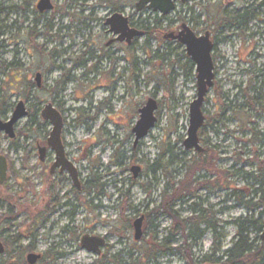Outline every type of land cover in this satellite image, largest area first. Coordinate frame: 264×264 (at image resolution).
I'll use <instances>...</instances> for the list:
<instances>
[{"label": "rangeland", "instance_id": "obj_1", "mask_svg": "<svg viewBox=\"0 0 264 264\" xmlns=\"http://www.w3.org/2000/svg\"><path fill=\"white\" fill-rule=\"evenodd\" d=\"M39 2L0 0V121L10 122L20 104L25 111L14 139L0 133V157L8 165L0 185V241L11 243L0 264H28L30 254L42 256L36 264H187L175 251L182 237L166 241L174 223L162 208L164 190L174 187L171 195L180 189L187 162L198 155L184 148L197 94L195 65L180 44L170 43L169 50V41L146 36L131 46H107L113 37L105 24L114 13L138 30L156 18L138 13V0H53V10L43 14ZM248 11L239 29L227 19ZM166 18L161 26L167 34L185 23L218 40V83L206 97L200 133L203 147L213 149L214 167L194 173L192 180L207 177L175 200L174 211L184 220L195 203L211 209L222 234L216 259L225 262L222 253L235 242L238 223L253 218L255 225L246 226L252 241L260 240L257 228L264 224L261 210H249L258 201L249 176L264 170V0H187ZM257 93L254 110L246 108L244 95ZM150 99L157 102L158 122L135 145L133 128ZM50 104L64 118L62 139L80 192L67 172L50 175L54 154L44 163L39 159L53 129L43 118ZM157 162L173 164L166 174ZM133 168L141 169L137 178ZM92 179L94 187L84 190ZM157 208L162 215L149 226L146 216ZM142 217L143 237L136 241L134 223ZM85 236L106 240L101 255L82 248ZM212 238L206 234L192 249L195 264H211L202 261L212 255ZM157 244L171 250L162 252Z\"/></svg>", "mask_w": 264, "mask_h": 264}, {"label": "water", "instance_id": "obj_2", "mask_svg": "<svg viewBox=\"0 0 264 264\" xmlns=\"http://www.w3.org/2000/svg\"><path fill=\"white\" fill-rule=\"evenodd\" d=\"M187 0H138L136 4V11L138 13L143 11L152 12L153 14H159L161 17H167L171 13L175 12L177 2L182 4ZM37 10L39 13H45L53 10L51 0H40L37 4ZM106 27L109 28V33L112 34L114 40L107 46L118 42L126 43L131 46L135 40L144 37V33L136 28L131 27L130 19L123 13H114L107 18ZM168 39L179 42L186 51L187 56L195 65L196 73V98L190 104L189 110V127L187 131V138L184 141V148L186 151H194L201 154L204 152V148L200 143L199 133L204 128L206 118L203 112V106L210 90L214 86L215 79V65L213 61L214 43L211 39L209 32L204 35H197L187 25L184 24L181 27L180 32L175 35L169 34ZM37 86L41 85V74L36 76ZM158 110L157 102L154 99H150L148 103L140 110V119L133 128L135 135V145H137L142 139H145L150 131H152L158 118L155 116ZM25 115L23 104H20L17 111L14 114L13 119L8 123L0 121V133H6L11 139L15 138L14 126ZM43 118L49 121L53 127L50 137L48 139V148L55 154V162L51 167L50 175H53L57 169H60L61 173L67 172L72 179L75 188L81 191V183L79 180V173L75 166L66 157V149L62 141L64 121L62 115L53 107L48 105L43 112ZM47 154V148L39 149V158L41 162H45ZM140 168H133L134 178H137ZM8 165L4 157H0V185H3L7 181ZM144 217L137 220L134 223L135 240L140 241L143 237V221ZM261 240L264 241V230L261 235ZM106 242L102 238L85 236L81 240V246L89 253L100 255ZM0 254H5V247L0 241ZM41 260L40 255L30 254L27 256L28 264H36Z\"/></svg>", "mask_w": 264, "mask_h": 264}, {"label": "trees", "instance_id": "obj_3", "mask_svg": "<svg viewBox=\"0 0 264 264\" xmlns=\"http://www.w3.org/2000/svg\"><path fill=\"white\" fill-rule=\"evenodd\" d=\"M26 3H29V0H23ZM192 10H190L191 12ZM120 13V12H119ZM249 11L246 13H236L234 15H227L228 21L233 25L234 28H241L245 26L246 20L249 19ZM155 19H147L141 22V27L139 31L144 33V37L146 36L148 39H156L161 44H166V41H169L167 44V48L170 50L171 44L173 43L170 40H167L166 30L162 29L161 22L163 20H167V18H159L156 14ZM196 22L194 16L190 18ZM197 23V22H196ZM131 26H134V23L131 22ZM190 64V62H188ZM193 67V66H192ZM205 129V127H204ZM203 129V130H204ZM256 141V139H253ZM205 143V142H204ZM189 172L188 176L184 181L180 183V189L174 191L173 194L168 195V192L174 190V187L167 188L163 192V208L166 213L172 218L174 225L170 228L171 236L166 239L169 241L174 239V236L180 235L182 238V244L175 251L179 253L182 258L186 261L187 264H195L194 257L192 254V249L194 247H198L200 242L203 240L206 234H211L213 239L212 245V255L206 256L203 258V263H211V264H264V241L261 240H250L246 235L248 233V228L246 226H254L253 218H247L243 222L238 223V232L235 237V242L232 244L231 248L224 251L222 254L225 256V262H223V258L216 259V255L222 252V246L220 244V240L222 234L219 232L221 228L219 227V222L216 221L215 213L209 208H205L203 203H195L190 208L191 215L189 218L182 220L177 211H174V202L176 199H183L187 193H189L190 188H193L195 183H199L200 179H206L207 176L199 177L197 180H192L194 173L202 170H209L214 167L213 162V149L209 147H205V152L201 155L194 156L189 162ZM172 162L161 163L157 162L156 165L160 168L161 171L167 174V170L172 165ZM152 169L156 166H150ZM250 179L255 182L257 189L254 190V193L258 197V201L253 206H249V210L253 214L256 211H262L259 215L262 217L264 214V170L260 169L258 172V176H254L251 174ZM195 181V182H194ZM96 184V180L92 179L87 188H84L86 191H90L93 185ZM182 191L186 193L182 194ZM159 209H155L152 212L147 214V220L149 222V226H151V222L155 221L160 217ZM261 221V219H260ZM258 233L262 235L264 230V224L261 222V225L257 228ZM5 248H9L11 243L6 242ZM157 249L162 252L170 251L171 249L166 244H157ZM118 264V263H116Z\"/></svg>", "mask_w": 264, "mask_h": 264}, {"label": "flooded vegetation", "instance_id": "obj_4", "mask_svg": "<svg viewBox=\"0 0 264 264\" xmlns=\"http://www.w3.org/2000/svg\"><path fill=\"white\" fill-rule=\"evenodd\" d=\"M187 2V1H186ZM178 3L179 2H177V5H178ZM51 4H52V6H54V4H53V0H51ZM137 4V3H136ZM186 3H184L183 5H185ZM177 5H176V9H177ZM135 9H136V5H135ZM116 13H119V12H116ZM195 18V17H194ZM195 19H197V18H195ZM190 20V19H189ZM188 20V21H189ZM180 21L181 22H184V21H186V18H180ZM130 24H131V21H130ZM185 24V23H184ZM183 24V25H184ZM131 27H133V26H131ZM182 27V26H181ZM133 28H135V27H133ZM180 30H181V28L179 29V32H180ZM178 32V33H179ZM177 33V34H178ZM173 34H175V32H173ZM177 34H175V35H177ZM211 35V34H210ZM113 37V36H112ZM168 37V36H167ZM166 37V39L167 40H170V41H172L173 43H178V44H180L179 42H177V41H174V40H171V39H168ZM212 39V38H211ZM114 40V37H113V39L111 40V41H113ZM110 41V42H111ZM213 41V43H214V50H213V61H214V65H215V60H216V55L214 54V52L217 50V46H218V40L217 39H215V40H212ZM109 42V43H110ZM134 43V42H133ZM181 45V44H180ZM182 46V45H181ZM183 47V46H182ZM191 61V60H190ZM192 62V61H191ZM193 64V63H192ZM218 70H217V67H216V65H215V70H214V73H215V79H214V86H213V88H215L216 87V85H217V83H218V72H217ZM261 74L262 75H264V72L262 71L261 72ZM254 86H255V84H254ZM212 88V89H213ZM211 89V90H212ZM250 89V88H249ZM256 91H257V89H255ZM249 91V90H248ZM246 93H247V91H246ZM244 98H245V106H246V108H250V109H252V110H254V105L256 106V104L259 102V100H261V97H260V95L257 93V96L255 97V98H248L247 97V94H246V96L244 95ZM227 107V106H226ZM259 107V106H258ZM63 117V116H62ZM206 118V117H205ZM63 121H64V118H63ZM205 124H206V122H205ZM64 125H65V122H64ZM205 127V126H204ZM204 129V128H203ZM202 129V130H203ZM64 130V129H63ZM201 130V131H202ZM201 131H200V133H201ZM200 133H199V137H200ZM62 141H63V139H62ZM48 142V141H47ZM200 143H201V145H202V147H203V144H202V142H201V139H200ZM64 144V143H63ZM65 146V145H64ZM41 148H47V154H46V159H45V162L47 161V160H49V158H50V156H51V154H54L52 151H50L49 150V148H48V144H47V146H42V147H40L39 149H41ZM204 148V147H203ZM66 149V148H65ZM39 152V151H38ZM204 152H205V148H204ZM203 152V153H204ZM203 153H201V154H203ZM198 154V153H197ZM201 154H198V155H201ZM54 156H55V154H54ZM67 157V156H66ZM40 159V158H39ZM54 162H55V160H54ZM44 163V162H43ZM54 164V163H53ZM53 164H52V166H53ZM51 166V167H52ZM50 171H51V168H50ZM57 171H59L60 173H61V171H60V169H57L56 171H55V173L57 172ZM55 173L53 174V175H51V176H54L55 175ZM61 174H63V173H61ZM79 180H80V176H79ZM81 183V182H80ZM75 187V186H74ZM76 189V188H75ZM77 190V189H76ZM78 191V190H77ZM80 192V191H79ZM105 242H106V240H105ZM4 245V244H3ZM106 245V244H105ZM4 247H5V245H4ZM105 247V246H104ZM103 247V248H104ZM102 251H103V249H102ZM102 251H101V253H102ZM5 252H6V248H5ZM101 253H100V255H101ZM41 256V255H40ZM41 259H42V256H41Z\"/></svg>", "mask_w": 264, "mask_h": 264}]
</instances>
